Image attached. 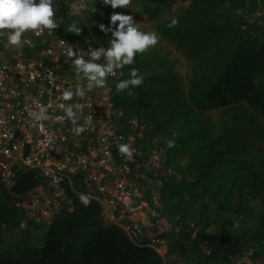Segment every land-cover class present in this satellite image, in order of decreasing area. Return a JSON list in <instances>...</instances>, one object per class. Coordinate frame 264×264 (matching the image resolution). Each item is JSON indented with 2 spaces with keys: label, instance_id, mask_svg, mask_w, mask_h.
Masks as SVG:
<instances>
[{
  "label": "trees",
  "instance_id": "16d2710c",
  "mask_svg": "<svg viewBox=\"0 0 264 264\" xmlns=\"http://www.w3.org/2000/svg\"><path fill=\"white\" fill-rule=\"evenodd\" d=\"M77 1L56 0V15H63L59 34L94 43L89 40L94 26L108 46L111 32L102 31L99 24L111 26V14H124L123 10L97 5L93 14L88 1L85 10L91 26H87L69 15L70 5ZM164 2L145 0L148 21H157ZM263 7L264 0H194L159 24L161 34L187 43L188 55L201 62L199 76L207 77L204 86L191 89L186 99L174 63L149 49L138 53L133 65L118 69L119 79L110 86L111 102L125 114L119 122L123 130L137 118L147 129L159 131L166 145L168 139L176 141L170 148V163L179 173L172 176V187L163 195L161 216L174 221L175 229L163 237L170 244L169 253L176 251L182 264H233L244 247L264 238V152L243 157L227 140L221 142L215 123L204 115L226 108V137L234 124L257 126L264 136V24L250 18ZM174 17L179 23L169 27ZM73 20L83 27L80 34L67 31ZM218 25L225 30L237 27L231 31L235 46L228 59L221 60L222 66H218L221 51L202 36ZM5 42L0 35V49ZM132 67L139 69L144 82L117 92V82L128 79ZM67 69L73 71L74 66ZM184 161L189 171H184ZM41 183L33 171L19 170L12 189L0 186V224L19 228L24 212L14 199ZM64 185L65 200L72 199L73 211L56 214L47 223L28 220L20 227L19 239L0 248V264H170L155 248L135 243L120 226L106 222L99 200L90 198L87 206L81 202V193L94 192L82 175ZM241 218L234 233V224ZM253 257L255 264H264V243Z\"/></svg>",
  "mask_w": 264,
  "mask_h": 264
},
{
  "label": "built area",
  "instance_id": "2783aa9c",
  "mask_svg": "<svg viewBox=\"0 0 264 264\" xmlns=\"http://www.w3.org/2000/svg\"><path fill=\"white\" fill-rule=\"evenodd\" d=\"M54 33L28 30L22 39L31 43H22L23 52L13 60L0 49V186L12 189L19 170H31L42 180L14 199L24 212L22 228L28 220L47 223L61 212L70 214L72 199L65 200L64 184L80 174L93 184L94 192L84 194L101 202L106 222L120 226L135 243L155 248L168 263L182 264L179 255L161 250L169 229L161 222L163 198L158 195L165 188L157 175L159 159L143 153L137 118L123 130L119 122L124 111L110 100L117 70L108 85L85 87L83 96L64 100V91H74L77 83L75 70L67 69L74 65L65 49L87 52L103 45L53 38ZM61 104L73 106L76 123L84 127L81 133L73 131ZM42 111L47 119L37 118ZM122 143L131 146V157L119 152ZM190 227L195 230L194 223ZM253 256L243 249L233 264H255Z\"/></svg>",
  "mask_w": 264,
  "mask_h": 264
},
{
  "label": "rangeland",
  "instance_id": "374dc122",
  "mask_svg": "<svg viewBox=\"0 0 264 264\" xmlns=\"http://www.w3.org/2000/svg\"><path fill=\"white\" fill-rule=\"evenodd\" d=\"M84 1V2H83ZM89 1V5L93 3V0ZM194 0H165L162 6L160 7L159 13L160 16L158 17L157 21H148L145 14H144V7H145V0H131V3L127 7H117L123 10L124 14L132 15L134 18V22L138 24V27L143 31H155L160 39L157 45L150 47L149 50L152 53L158 52L164 57V59L168 62L174 63V71L178 76L180 82V93L184 99L188 97V93L191 89L197 88V86H204L205 82L207 81L206 76H199V69L198 66L201 62L188 55L187 53V43L183 42L182 40H178L177 38H169L161 34L159 30V24L163 22L166 17L172 16L178 9L182 7L188 6ZM82 7V14L77 18L86 23L87 26H91L90 21H88L89 13H86L85 6L86 0H78L77 2ZM100 5L102 7L111 6L105 5L103 0H95L94 6ZM153 6L155 3L152 4ZM62 13H58L56 15V20L59 26L56 29H53L55 32L53 34V38H65L62 34H59V29L61 28L60 23L62 21ZM58 17V18H57ZM250 18L254 19L259 23L264 24V7L259 9L255 12ZM237 29L236 26H232L231 29L225 30L222 26L212 27L211 29H206L205 33L202 32V36L206 42H211L217 46L219 51H221L220 56V65L221 60H227L230 56L232 49L235 46V42L232 38L231 31ZM7 31V30H3ZM91 38L89 40L95 41L100 43L99 45H103L101 38L98 35V32L95 30V27L89 29ZM6 42L4 45V51L6 58L9 60H13L14 57L16 58L20 53L23 52V47L21 44L18 45H10ZM212 73L211 70H209ZM112 76V75H111ZM109 77V76H107ZM106 77V79H107ZM112 80V77L109 81ZM108 81V82H109ZM107 82V85L110 83ZM199 84V85H197ZM98 87L93 85L92 88ZM99 88V87H98ZM108 88V86H107ZM229 109V108H228ZM227 109H214L205 112V117H210L216 125V131L221 136V142L224 143L225 140L228 141V144L231 145V149L236 150L240 155L243 157L247 156L251 153H262L264 152V136L262 135L261 131L257 129V126L252 125H243V124H234L232 125V129L229 131L228 137L223 134L224 126L226 123V113ZM141 127V136H140V145L143 150V153L148 156H157L159 159V170H158V177L165 188V192H160L158 198H163L164 193L167 195V191L172 187L173 180L172 176L177 175L179 172L177 169L175 170L173 165L170 163V155L171 149L162 141L160 132L157 130H150L147 129L144 124H139ZM227 146V145H226ZM186 161H184L185 164ZM187 164L183 166L184 171L186 170ZM178 172V173H177ZM197 175V172H194ZM193 174V176H195ZM192 178V177H191ZM165 201V200H164ZM187 203L189 200L186 198L185 200ZM163 210L165 209V204L162 202ZM177 216H180L179 214ZM243 218L237 220L234 224L233 231L234 233L237 232L239 229L238 227L241 224ZM246 221V220H245ZM161 222H166L168 229L173 231L175 229L174 221H169L167 217L161 216ZM22 228V226L20 225ZM20 227L19 228H11L5 225L0 224V248L10 242L16 241L20 237ZM196 228V226H195ZM209 234L213 236L212 228L208 230ZM166 242V249L168 250L167 253L170 251V244ZM264 243V238L258 239L253 243L244 247V250H252L255 254L256 250L260 248V246ZM242 249V250H243ZM241 252L238 254L240 256ZM176 256L178 255L176 251H172ZM170 254V253H169ZM236 256V257H238ZM178 259L180 257L177 256Z\"/></svg>",
  "mask_w": 264,
  "mask_h": 264
},
{
  "label": "clouds",
  "instance_id": "9594fccd",
  "mask_svg": "<svg viewBox=\"0 0 264 264\" xmlns=\"http://www.w3.org/2000/svg\"><path fill=\"white\" fill-rule=\"evenodd\" d=\"M56 0H0V35H6L7 43L18 45L22 43H31L23 40L22 36L28 30H32L35 35H40L45 29L49 31L56 29L59 24L56 20ZM105 5H111L113 9L117 7H127L131 0H103ZM95 0L88 6V11L95 14L97 8L94 6ZM82 14V7L78 3H72L69 8V15L78 17ZM179 23L178 18L174 17L169 23L173 27ZM110 25L99 24V28L104 32H111V39L108 46L90 47V50L77 51L71 46L65 49V55L72 59L76 73L77 83L74 91L70 88L63 93L64 100H71L73 96H83L85 87L91 89L93 85L103 87L107 84L106 77L114 75L118 69H123L125 65H133L138 53H143L150 47L157 45L160 37L155 31H143L134 22L132 15L113 12L110 16ZM7 30V31H3ZM83 27L78 20H73L68 26L67 31L80 34ZM139 69L132 67L128 79H122L117 82V92L127 89L130 86L138 87L145 77L138 74ZM123 73L121 72V75ZM87 84H84V81ZM68 117L72 119L73 131L76 134L84 130L83 125L76 123L77 114L71 104H61ZM38 119H47L42 111L37 116ZM91 117H88V122ZM176 141L167 140L169 148L175 147ZM121 154L132 156V148L127 143L118 145ZM81 202L87 206L90 203V197L87 194H80Z\"/></svg>",
  "mask_w": 264,
  "mask_h": 264
},
{
  "label": "crops",
  "instance_id": "0c3cea01",
  "mask_svg": "<svg viewBox=\"0 0 264 264\" xmlns=\"http://www.w3.org/2000/svg\"><path fill=\"white\" fill-rule=\"evenodd\" d=\"M161 250H162L164 253H167V252H168V250L166 249V245H164V246L161 248Z\"/></svg>",
  "mask_w": 264,
  "mask_h": 264
}]
</instances>
